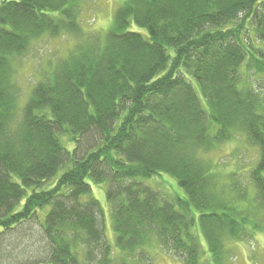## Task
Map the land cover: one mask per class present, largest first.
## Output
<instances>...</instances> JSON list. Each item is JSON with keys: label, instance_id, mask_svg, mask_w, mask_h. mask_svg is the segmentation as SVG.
Listing matches in <instances>:
<instances>
[{"label": "trees", "instance_id": "16d2710c", "mask_svg": "<svg viewBox=\"0 0 264 264\" xmlns=\"http://www.w3.org/2000/svg\"><path fill=\"white\" fill-rule=\"evenodd\" d=\"M80 11L81 0L0 1V264H131L154 242L182 264H224L226 240L264 226V97L245 80L264 77L247 39L250 25L264 45V0H125L95 36ZM65 34L67 55L21 91L18 62ZM238 134L259 150L253 194L219 190L205 159ZM162 174L186 200L145 184ZM93 184L107 186L115 246ZM32 225L42 254L3 258Z\"/></svg>", "mask_w": 264, "mask_h": 264}, {"label": "rangeland", "instance_id": "374dc122", "mask_svg": "<svg viewBox=\"0 0 264 264\" xmlns=\"http://www.w3.org/2000/svg\"><path fill=\"white\" fill-rule=\"evenodd\" d=\"M124 1L81 0L80 22L83 29L90 36L104 35L111 28L116 11ZM247 27L251 31L247 36L250 44L255 45V47L264 52V45L257 42L252 27L250 25ZM132 30L145 34V30L135 25L132 27ZM75 43V38L67 34L59 38L46 37L40 42L35 43L28 54L17 64L16 82L20 90L27 93L36 83L46 78L52 67L67 55V52ZM257 78L260 77L255 76L253 72L245 73V80L248 82L247 86L255 87L264 97V77L259 80ZM192 84L202 97L199 83L192 80ZM202 102L205 105L203 97ZM258 153L259 150L251 146L244 134H238L213 153L206 155L205 159L209 163L211 159L216 169L215 171L211 168L210 171L216 176L217 182H220V185L218 183L219 190L228 191L230 187L236 184L241 187L246 186L249 194H253L254 186L250 179H248L247 173L252 168V161L257 158ZM144 182L155 190H158L168 199H174L178 196L182 199H187V194L179 186L176 178L168 174L146 179ZM92 188L93 196L100 202L103 208V214L100 217L101 226L105 231L108 242L112 246H115L113 218L106 196L107 186L106 184H93ZM236 201L238 200L235 199ZM35 225L37 226V224ZM248 227L251 228V225ZM41 238L42 236L37 232V228L32 225L30 228L25 229V233L21 237L17 236L2 245V256L3 258H8L14 255L21 256L26 253H34L36 256L41 255V247L45 243V239L43 240V238V242L40 243ZM225 245L229 251L227 252L224 264H264V226L255 232L253 237L240 241L226 240ZM207 258L205 260H208ZM130 261L131 264H182L177 258L163 250L157 242H154V246L142 251V253L136 254L135 257H130Z\"/></svg>", "mask_w": 264, "mask_h": 264}]
</instances>
